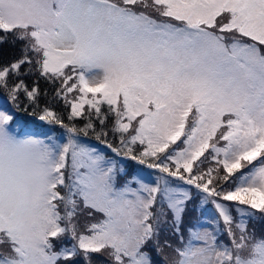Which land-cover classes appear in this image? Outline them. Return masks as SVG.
Masks as SVG:
<instances>
[{"label": "snow or ice", "instance_id": "snow-or-ice-1", "mask_svg": "<svg viewBox=\"0 0 264 264\" xmlns=\"http://www.w3.org/2000/svg\"><path fill=\"white\" fill-rule=\"evenodd\" d=\"M17 42L0 264H264V0H0ZM189 203L213 212L185 236Z\"/></svg>", "mask_w": 264, "mask_h": 264}, {"label": "rangeland", "instance_id": "rangeland-1", "mask_svg": "<svg viewBox=\"0 0 264 264\" xmlns=\"http://www.w3.org/2000/svg\"><path fill=\"white\" fill-rule=\"evenodd\" d=\"M61 131L62 130H55V132H57V133H59ZM82 139H84L85 142L88 143V144H90V145L96 146V147H98V148H100L102 150H106L103 145L99 144V142L96 141V140H94V139H89V138H82ZM109 155H113V154L109 151ZM137 168H144V166H138ZM141 175H143L146 180L151 181V180H153V178L156 175V173L153 172L152 170H149V169L144 168V170L141 173ZM165 210L167 211V209H165ZM210 210L207 211V213L205 214L204 218L205 217H210V212L211 213L213 212V208H211ZM200 212H201V209L199 208V206L194 207L193 206V203H189L187 205L186 210H185V213L183 214L182 223L180 225L182 232H185V229H183V222H186V220H190L191 218H194ZM167 219L169 221L172 220V216H171V213L170 212H168ZM197 225H199L201 227L208 226L207 224L199 223V221H198L195 225H193V227H195ZM254 225L256 227H253L252 226V227H250L248 229L250 231L252 229H255L257 231V235H259V234H261L260 236L264 235V220H259V218H258V222H255ZM172 229H173V226H172L171 223H168V224H164L163 225V228H162V231H161V241L162 242H163V240L168 239V240L172 241V243H175L176 237L172 235ZM221 237L220 238L222 240H224L225 242H228V238H227L226 235H223ZM67 245L70 246L71 244L70 243H67ZM168 251L169 250L166 249V252H168ZM152 256H156V253L155 252H152ZM72 264H80V260L79 259H76V260L72 261Z\"/></svg>", "mask_w": 264, "mask_h": 264}, {"label": "trees", "instance_id": "trees-1", "mask_svg": "<svg viewBox=\"0 0 264 264\" xmlns=\"http://www.w3.org/2000/svg\"><path fill=\"white\" fill-rule=\"evenodd\" d=\"M10 39H11V38H10ZM22 43H23V42H17V43L15 44V46L11 45L10 43H6V44H3V45H0V60H4V59H14V58L19 57L20 54H21V53H20V49H21V47H22ZM24 79H25L26 82L29 84V86H31V85H32V82H33L34 80H36V76H26V77H24ZM39 84H40L41 89H45V88L48 89L49 96H51L52 92L54 91V90L51 88V86L48 85L47 83H45L43 80H41V81L39 82ZM4 95H5V94H3L2 92H0V96H1L3 99H4ZM40 102H41V104H43V103L45 102V98L42 97ZM78 123H81V122L78 121ZM53 128H54V129H57V130H61V129L59 128V126H54ZM109 138L111 139V135H110ZM193 206L196 207L195 203H193ZM184 223H185V222H184ZM254 223H255V222H249V227H252ZM183 229H185V228L183 227ZM66 240H68V239H66ZM156 256H157V255H156Z\"/></svg>", "mask_w": 264, "mask_h": 264}]
</instances>
